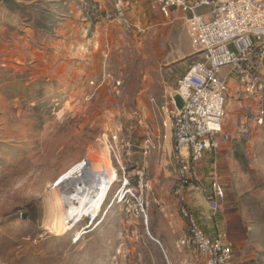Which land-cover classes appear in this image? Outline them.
<instances>
[{"label":"rangeland","instance_id":"obj_1","mask_svg":"<svg viewBox=\"0 0 264 264\" xmlns=\"http://www.w3.org/2000/svg\"><path fill=\"white\" fill-rule=\"evenodd\" d=\"M199 59L185 14L150 0H0V264H205L179 246L178 167L153 142L157 95ZM80 162L91 198L60 229ZM95 162L116 176L92 220L112 177Z\"/></svg>","mask_w":264,"mask_h":264},{"label":"built area","instance_id":"obj_2","mask_svg":"<svg viewBox=\"0 0 264 264\" xmlns=\"http://www.w3.org/2000/svg\"><path fill=\"white\" fill-rule=\"evenodd\" d=\"M150 1L161 13L185 14L192 46L200 55L178 80L176 91L184 99L183 108L178 109L173 99L166 107L173 129L172 157L178 167L175 195L188 228L179 246L194 248L205 264H236L232 246L208 235L190 208L187 187L194 178V166L207 151L219 148L218 136H229L224 133L229 85L222 69L231 68L240 92L264 99V0ZM220 197L218 188L210 200L214 212L221 208Z\"/></svg>","mask_w":264,"mask_h":264},{"label":"crops","instance_id":"obj_3","mask_svg":"<svg viewBox=\"0 0 264 264\" xmlns=\"http://www.w3.org/2000/svg\"><path fill=\"white\" fill-rule=\"evenodd\" d=\"M230 71L229 67L221 71L229 85L224 117V133L229 136L220 134L219 148L207 151L194 166L187 199L206 232L232 246L236 264L249 260L264 264V99H252L250 94L240 92ZM168 105L169 92L161 90L153 142L160 145L162 141L167 155L172 156L174 139ZM171 177L173 171L164 168V185ZM218 188L222 192L221 208L214 212L210 200ZM91 213L95 214L93 210Z\"/></svg>","mask_w":264,"mask_h":264},{"label":"bare ground","instance_id":"obj_4","mask_svg":"<svg viewBox=\"0 0 264 264\" xmlns=\"http://www.w3.org/2000/svg\"><path fill=\"white\" fill-rule=\"evenodd\" d=\"M99 155V154H98ZM102 156V155H101ZM104 157V156H103ZM101 163V162H100ZM104 163H108V161L106 160ZM92 167L89 169L88 176H90L89 174H91L93 177H99L100 176V171H102V169L104 168V171H107V174L109 176L112 177H108L106 178L103 182H100L99 185V192L97 194V196H94L88 204H90L91 206H93V211L95 212L94 216L98 215L100 206L106 196V194L110 191V189L112 188V185L114 184L115 181H113V178H115L116 173L113 171H108V168L105 164L104 165H100V167H98V163L95 165L94 163H92ZM85 168V164L84 163H78L77 165H75V167L71 168L70 171L66 174L65 178L63 179L64 183H62V192L61 194L64 196V200H60V203L58 205V213L56 215L55 221L54 222V226L58 228V226H60V229H66V228H71L73 226V219L74 217L72 216V212L74 213V210L76 207L83 205L84 203H86L89 199V195L86 194L87 192H84V195H81V192L83 188V184H79V181L81 179H83V170ZM62 181V182H63ZM86 190V189H85ZM79 201H76L78 200ZM97 202V203H96ZM58 204V203H57ZM61 204V205H60ZM55 207V205H54ZM87 208V207H86ZM56 210V209H55ZM89 210V208L87 209ZM82 209L79 210V212H81ZM84 211V210H83ZM76 216L79 215L77 214V211L75 212ZM83 214V213H82ZM81 214V216H83ZM76 219V217H75ZM48 227V226H47Z\"/></svg>","mask_w":264,"mask_h":264},{"label":"water","instance_id":"obj_5","mask_svg":"<svg viewBox=\"0 0 264 264\" xmlns=\"http://www.w3.org/2000/svg\"><path fill=\"white\" fill-rule=\"evenodd\" d=\"M172 99L174 100V103L178 109H182L184 106V99L182 96L179 94V92L174 91L172 93Z\"/></svg>","mask_w":264,"mask_h":264},{"label":"trees","instance_id":"obj_6","mask_svg":"<svg viewBox=\"0 0 264 264\" xmlns=\"http://www.w3.org/2000/svg\"><path fill=\"white\" fill-rule=\"evenodd\" d=\"M243 264H258V262L256 260H249V261H246Z\"/></svg>","mask_w":264,"mask_h":264}]
</instances>
